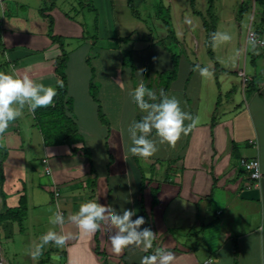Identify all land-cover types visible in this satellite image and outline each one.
I'll list each match as a JSON object with an SVG mask.
<instances>
[{
	"label": "crops",
	"instance_id": "1",
	"mask_svg": "<svg viewBox=\"0 0 264 264\" xmlns=\"http://www.w3.org/2000/svg\"><path fill=\"white\" fill-rule=\"evenodd\" d=\"M21 1L18 3L23 8ZM174 1L178 0H161L170 10ZM16 3L17 0H0V61L5 63L2 71L7 73L6 66H12L15 73H27L35 82L57 88L55 59L60 53L59 42L48 35L49 23L41 21L38 11L42 16H53L54 34L64 37L69 52L68 93L73 98L72 115L83 139L75 146L90 149L89 158L84 151H74V146L67 144L44 147L47 154L53 155V212L59 205L67 218L69 212L78 211L81 203L92 199L117 211L133 210V220L143 216L146 223L141 227H150L156 233L149 252L129 248L116 255L111 251L109 236L114 229L110 225L102 223L97 232L80 236L75 225L65 223L56 230L71 233L72 238L64 247L53 248L60 258H53V264H140L141 258L157 247L172 251L175 264H234V242L238 264H264V45L250 50L246 34V43L241 47L244 53L237 58L235 45L223 44L220 55L229 54L226 63L232 61L234 68H229L228 74L224 68L220 73L218 66L214 69L216 92L193 69L184 83H178L177 74L167 94L175 96L181 109L199 122L187 135L182 134L174 148L158 143L163 154L159 156L157 151L144 159L127 153L131 144L127 129L133 118H138L136 111L133 118L127 116L124 99L130 98L136 104L128 91L106 90L98 95L100 101L95 100L90 88L93 71L89 57L94 49H122L120 40L130 36L129 27H135V34L140 27H149L138 21H132L137 22L136 26L131 25V17L144 21L146 16L159 12L160 6L154 0H64L59 4L52 1L50 6L45 5V0H28L31 14L20 15L14 11ZM209 4L211 13L214 8ZM253 4L255 9L257 0ZM261 4L264 12V2ZM6 19L9 20L4 22ZM251 27L264 40V28L255 29L252 20ZM248 56L252 65L249 72ZM110 63L121 64L117 59ZM122 72L119 68L110 79L121 83ZM192 77L199 80L195 84L211 90H191ZM102 100L106 108H102ZM99 106L105 121L99 116ZM83 122L89 134L83 132ZM13 129L8 128L0 139ZM150 138H156L155 132ZM241 157L259 158L261 180L251 179L244 171L239 164ZM160 158L171 162L164 167ZM4 167H8L7 159ZM4 190L7 199L19 191L9 192L7 179ZM22 194L26 193H20L19 199ZM44 224L47 231L53 227L49 222Z\"/></svg>",
	"mask_w": 264,
	"mask_h": 264
},
{
	"label": "rangeland",
	"instance_id": "2",
	"mask_svg": "<svg viewBox=\"0 0 264 264\" xmlns=\"http://www.w3.org/2000/svg\"><path fill=\"white\" fill-rule=\"evenodd\" d=\"M27 1H21L24 5L22 8L17 0L18 9H14V6L10 9L18 11L20 15L24 13L30 15L31 8L30 5L28 6ZM45 1L46 6H50L52 1L57 4L60 2L64 3V0ZM154 1L157 6H160V11L154 12L153 17L146 16L144 21L131 17L130 20L133 26H136L137 22L134 23L132 21H138L140 24L149 26L148 28L140 27L137 29V34H135L132 32L135 27H129L132 30L130 36L120 40L122 49L118 48L116 52L112 50L108 51V49H94L91 52L89 64L93 68V78L97 86V101H100L99 96L106 90L120 93L128 91L129 94L140 82L156 91L159 96V92L163 86L161 82L169 76L168 71L172 66L173 54L179 56L178 83H184L187 77L190 76L191 69L199 65L200 67L209 68L212 75L206 78V81L211 83L212 91H215L217 87L213 83V81H216L214 69L218 66V73H220L222 68H224L225 73L228 74L226 71L234 67L231 65L232 61L226 63L229 60V54L220 55V48L223 44L213 47L211 34L216 31L228 32L232 36V40L228 42V45H235L234 53L236 55V52L239 51V55H236L238 58L240 53L241 57L244 53V49L242 50L241 47L246 43L245 38L251 20L254 23L255 29L258 27L264 28V12L261 4V1L264 2V0H257L255 9L253 0H195V2L178 0L174 1L171 10L167 3L161 2V0ZM209 3H212L214 8V11L211 13L207 9ZM254 10L255 14L253 15ZM38 16L41 21H45V24L46 22L47 24L49 23V18L42 16L39 11ZM8 20L6 19L4 22ZM167 25L170 31H168ZM114 59L120 61V66L110 63ZM242 64L241 61L240 67H243ZM251 67L250 56H248L246 65L248 72L252 70ZM119 68L123 70L121 73V83L110 79L113 74L115 75L119 71ZM5 69L7 73L14 72L12 66H6ZM161 72L163 73L162 75ZM231 73L235 74L234 71ZM195 74L198 77L201 76L198 71H195ZM194 81L196 83L199 82V80L192 77L190 81L191 90H199L201 93L211 90L206 85L195 84ZM79 85L82 86L81 84ZM101 102L102 108H106L104 107L103 100ZM124 102L126 103L125 111L127 116H132L133 118L134 111H136L137 118L140 120L139 117L142 112L137 108V105L134 106L130 98L128 100L127 98L124 99ZM108 119H111V117L108 116ZM35 120L33 112L25 108L22 116L10 123L9 128H14L11 130L12 132L2 140L0 139V142L8 151V167L5 169L8 190L9 192H11L10 190H19L18 192L20 193H26L28 200V212L23 224H14V229L18 232L13 233L12 231L11 238L7 239L3 229L0 227L2 264H40L38 261L41 259L48 260L49 264H53V258L60 259L53 252V248L57 250L59 247L51 243L45 245L42 254L37 259L34 260L30 255L32 245L39 243L40 236L47 232V227L44 223L49 222L48 220L53 213V206H50L53 200L51 182L53 177V155L46 153L44 147L51 145L44 144L43 133L32 124L35 123ZM129 121L130 118L127 117V122ZM81 124L83 132L89 134L90 131L87 128L86 122ZM91 128L92 126H89V129ZM15 129H17L16 135H14ZM158 153L161 156L163 154L162 149L158 150ZM156 156L159 158L158 155ZM44 159L48 160L50 173L46 172ZM160 159L164 167L171 162H167L164 158ZM18 192L12 194L7 199L9 206H15L19 203L20 193L18 194ZM2 202L0 194V211L3 209ZM20 229H23V231L19 232Z\"/></svg>",
	"mask_w": 264,
	"mask_h": 264
},
{
	"label": "clouds",
	"instance_id": "3",
	"mask_svg": "<svg viewBox=\"0 0 264 264\" xmlns=\"http://www.w3.org/2000/svg\"><path fill=\"white\" fill-rule=\"evenodd\" d=\"M232 36L226 31H216L211 34L213 47L228 43ZM250 50L255 51L258 41L254 36L247 41ZM239 55V51L236 52ZM198 71L201 77L208 78L212 75L208 67L196 65L193 69ZM63 86L61 82H58ZM56 89L35 82L27 73H5L0 71V136L6 132L11 122L21 117L23 110L27 108L35 112L38 108L52 105ZM133 102L144 115L138 121H133L128 126V134L131 141L127 153L140 158H150L159 149L157 144H168L175 147L182 134L187 135L199 122L190 113L181 109L180 101L175 96H169L163 89L159 96L156 91L148 88L140 82L129 92ZM185 121L190 123L185 124ZM155 132V139L150 138ZM258 162L250 163L246 167L251 170ZM136 213L131 209L115 210L111 205H103L96 200H88L81 203L79 210L69 212L67 218L57 205V210L49 218L53 225L46 233L40 236L39 243H34L30 249V255L35 260L48 244H54L62 248L72 238L71 233L58 232L57 226L62 228L65 223H71L79 230V235H90L97 232L101 224H108L114 229L109 236L111 251L120 255L125 249H141L145 253L153 248L156 233L150 227L141 226L146 223L143 216L133 220ZM175 254L165 247H157L151 254L144 255L140 264H175Z\"/></svg>",
	"mask_w": 264,
	"mask_h": 264
},
{
	"label": "trees",
	"instance_id": "4",
	"mask_svg": "<svg viewBox=\"0 0 264 264\" xmlns=\"http://www.w3.org/2000/svg\"><path fill=\"white\" fill-rule=\"evenodd\" d=\"M212 9V4L210 5ZM49 18L48 35L55 42H59V55L55 59V73L58 77V83L56 88L57 95L54 98L52 105L47 107L38 108L34 114L35 123L34 126L39 127L43 133V140L45 145H60L67 144L74 146V144L82 142V136L79 127L72 115L73 111V98L68 93V76H67V63L69 60V52L65 47V39L61 35L54 34V18L51 15H45ZM165 21V20H164ZM166 23V21H165ZM168 26V25H167ZM170 31L169 26L167 27ZM172 30V29H171ZM86 36V34H85ZM84 36V37H85ZM179 56L177 54L172 55V66L168 71L169 76L167 79L162 80L163 90L167 93L169 86L173 80L177 77L179 70ZM5 63L0 61V71H2ZM92 68V67H91ZM93 71V68H92ZM94 74V73H93ZM163 73L161 72V75ZM94 77V75H93ZM94 82V78L91 80L90 88L92 96L97 100V88ZM99 116L102 121H105V114L102 112L99 106ZM1 137V136H0ZM78 149L84 151L85 155L89 157L90 149L88 147L74 146V151ZM8 157L7 148L0 142V194L2 196L3 209L0 211V227L5 233V237L10 238L12 231L14 230V224H23L24 219L28 212V200L26 194H22L19 199V203L16 206H9L6 202L8 194L4 190L6 181L4 163ZM90 158V157H89ZM251 158V157H249ZM157 190L155 189L156 193ZM92 200V199H91ZM156 201V197H155ZM20 229L19 232H22ZM234 264H238V247L234 242ZM45 261H40V264H44Z\"/></svg>",
	"mask_w": 264,
	"mask_h": 264
},
{
	"label": "built area",
	"instance_id": "5",
	"mask_svg": "<svg viewBox=\"0 0 264 264\" xmlns=\"http://www.w3.org/2000/svg\"><path fill=\"white\" fill-rule=\"evenodd\" d=\"M252 36H254L258 41H264L263 39H261L259 37V35L256 33V31L251 27V28H249V31L247 33V41ZM261 45H264V44H258V46H261ZM240 74H244V72L240 71ZM244 79H245V81L247 80L246 77H244ZM43 162L46 164V172L50 173L51 170L49 168L48 160L44 159ZM254 162H258V163L251 170H249L246 167V165H248L250 163H254ZM239 164L244 169V171L249 174L251 179L256 180V181L261 180V178L263 176V173H262L261 163H260L259 158H257V157H251V158H249V157H241L239 159ZM55 194H56V196H58L59 195L58 191L55 190Z\"/></svg>",
	"mask_w": 264,
	"mask_h": 264
},
{
	"label": "bare ground",
	"instance_id": "6",
	"mask_svg": "<svg viewBox=\"0 0 264 264\" xmlns=\"http://www.w3.org/2000/svg\"><path fill=\"white\" fill-rule=\"evenodd\" d=\"M0 259L2 260V257H1V247H0ZM1 263V262H0Z\"/></svg>",
	"mask_w": 264,
	"mask_h": 264
},
{
	"label": "water",
	"instance_id": "7",
	"mask_svg": "<svg viewBox=\"0 0 264 264\" xmlns=\"http://www.w3.org/2000/svg\"><path fill=\"white\" fill-rule=\"evenodd\" d=\"M0 247H1V244H0ZM0 262H1L0 264H2V260L1 259H0Z\"/></svg>",
	"mask_w": 264,
	"mask_h": 264
}]
</instances>
